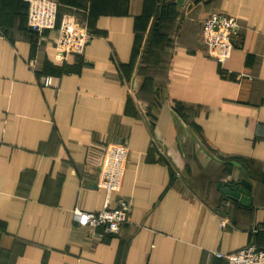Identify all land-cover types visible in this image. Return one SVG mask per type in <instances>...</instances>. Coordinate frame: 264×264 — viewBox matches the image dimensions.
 <instances>
[{"label":"crops","instance_id":"1","mask_svg":"<svg viewBox=\"0 0 264 264\" xmlns=\"http://www.w3.org/2000/svg\"><path fill=\"white\" fill-rule=\"evenodd\" d=\"M57 2L93 34L80 60L30 30L26 0L0 2V264H226L215 251L264 248V0ZM211 11L238 22L222 64L200 37ZM116 141L128 157L107 194L96 179ZM241 178L249 207L218 189ZM118 195L131 209L117 234L73 222Z\"/></svg>","mask_w":264,"mask_h":264},{"label":"built area","instance_id":"2","mask_svg":"<svg viewBox=\"0 0 264 264\" xmlns=\"http://www.w3.org/2000/svg\"><path fill=\"white\" fill-rule=\"evenodd\" d=\"M26 2L28 27L37 35H41L45 29L56 26L57 0H26ZM237 25L236 16L223 11L208 12L201 20L200 37L205 52L219 64L224 63L230 55ZM92 36L86 24L79 21L74 14H63L56 31V57L64 58L68 53L80 57ZM36 61L35 57L27 61L32 70H36ZM41 84L56 87L58 77L41 75ZM127 157L128 145L125 141L105 144L96 179L97 187L104 188L107 194L119 190ZM130 209V200L118 195L114 206H109L107 203L102 209L95 211L73 208L72 219L79 226H102L104 233L115 235L128 222ZM214 254L224 258L226 264H264V249L253 243L234 252L215 251Z\"/></svg>","mask_w":264,"mask_h":264},{"label":"water","instance_id":"3","mask_svg":"<svg viewBox=\"0 0 264 264\" xmlns=\"http://www.w3.org/2000/svg\"><path fill=\"white\" fill-rule=\"evenodd\" d=\"M250 188L251 184L245 178H241L233 183L225 181L218 182V189L223 199L232 200L246 207L251 206V199L249 196Z\"/></svg>","mask_w":264,"mask_h":264},{"label":"trees","instance_id":"4","mask_svg":"<svg viewBox=\"0 0 264 264\" xmlns=\"http://www.w3.org/2000/svg\"><path fill=\"white\" fill-rule=\"evenodd\" d=\"M59 1V0H58ZM1 2V1H0ZM64 6H62V5H60L59 3H58V7H57V16H56V26L54 27V28H49V29H45V30H43L42 31V34L45 32V31H54V41L56 42V31H57V27H58V25H59V23H60V20H61V17H62V15L63 14H65V13H69V12H64V11H61L62 10V8H63ZM152 15V20H151V23L149 24V28H148V31L150 32L151 30H152V28L154 27V20H155V18L157 17L156 15V12H152L149 16H151ZM156 25V24H155ZM88 28V27H87ZM89 29V28H88ZM31 30V29H30ZM34 34H36V32L35 31H33V30H31ZM89 31L91 32V30L89 29ZM92 33V32H91ZM37 35V34H36ZM66 56H74V58H78L77 60H80L81 59V57H76V55H74V54H71V53H68ZM141 104H142V102L140 101L139 102V106H141ZM145 112V115L147 116V120L150 122V124H152L153 123V116H151V114H150V112H149V110H145L144 111ZM259 247V246H258ZM262 248V247H261ZM264 249V248H263Z\"/></svg>","mask_w":264,"mask_h":264}]
</instances>
